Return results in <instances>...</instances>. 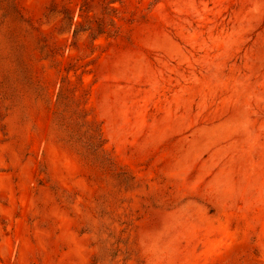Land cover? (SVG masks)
Masks as SVG:
<instances>
[{"label":"rangeland","instance_id":"374dc122","mask_svg":"<svg viewBox=\"0 0 264 264\" xmlns=\"http://www.w3.org/2000/svg\"><path fill=\"white\" fill-rule=\"evenodd\" d=\"M0 264H264V0H0Z\"/></svg>","mask_w":264,"mask_h":264},{"label":"trees","instance_id":"16d2710c","mask_svg":"<svg viewBox=\"0 0 264 264\" xmlns=\"http://www.w3.org/2000/svg\"><path fill=\"white\" fill-rule=\"evenodd\" d=\"M94 138V139H93ZM93 140H97L99 141L98 137L96 135H94V137H92Z\"/></svg>","mask_w":264,"mask_h":264}]
</instances>
